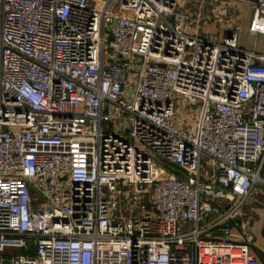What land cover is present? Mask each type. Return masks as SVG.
I'll return each instance as SVG.
<instances>
[{"label": "built area", "instance_id": "1", "mask_svg": "<svg viewBox=\"0 0 264 264\" xmlns=\"http://www.w3.org/2000/svg\"><path fill=\"white\" fill-rule=\"evenodd\" d=\"M229 1L0 0V264H261L264 0Z\"/></svg>", "mask_w": 264, "mask_h": 264}, {"label": "rangeland", "instance_id": "2", "mask_svg": "<svg viewBox=\"0 0 264 264\" xmlns=\"http://www.w3.org/2000/svg\"><path fill=\"white\" fill-rule=\"evenodd\" d=\"M252 1V0H251ZM220 3H223L229 7H236L237 4L233 1H229V0H219ZM120 7V1H118L113 8V15L116 13V11L118 12ZM237 15L239 17V19H241V30H240V34H239V45L241 48H243L246 51H252L253 49H255V51L257 53H261L264 54V35H258L257 37H253L250 33H249V28L251 26V22L253 19V15H254V7L250 4H242L241 6H239V11L237 12ZM209 31L212 34H218L219 33V25L214 22L209 26ZM210 35V33H201L202 38H208ZM111 51L109 49H107V55H110ZM191 111L190 107L185 106V111L187 112V114L184 115V119L186 121H190V117H189V113ZM154 162L155 164L160 167L163 168L165 171H167L168 173H175V174H181V171L176 167L171 165L169 162L160 159L158 157L154 158ZM264 177V175H263ZM260 187V185H258ZM259 189V188H258ZM230 239L234 240V241H240L241 240V235H240V231L238 229H232L231 233H230ZM257 240H259L257 238ZM27 254L25 251L17 249L15 251L10 250L8 255L9 256H14V255H25Z\"/></svg>", "mask_w": 264, "mask_h": 264}, {"label": "crops", "instance_id": "3", "mask_svg": "<svg viewBox=\"0 0 264 264\" xmlns=\"http://www.w3.org/2000/svg\"><path fill=\"white\" fill-rule=\"evenodd\" d=\"M209 26L210 25L206 27L207 32H210ZM251 204L253 205L254 208H256V213L253 216V220H252L253 234L255 240L254 252L260 263L264 264V207L256 205L255 200H253ZM257 238L259 240H257Z\"/></svg>", "mask_w": 264, "mask_h": 264}]
</instances>
